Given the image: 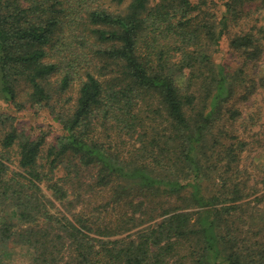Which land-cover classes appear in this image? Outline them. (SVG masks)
Instances as JSON below:
<instances>
[{"label": "trees", "instance_id": "16d2710c", "mask_svg": "<svg viewBox=\"0 0 264 264\" xmlns=\"http://www.w3.org/2000/svg\"><path fill=\"white\" fill-rule=\"evenodd\" d=\"M224 4L0 0V98L63 129L0 110V257L264 264V0Z\"/></svg>", "mask_w": 264, "mask_h": 264}, {"label": "rangeland", "instance_id": "374dc122", "mask_svg": "<svg viewBox=\"0 0 264 264\" xmlns=\"http://www.w3.org/2000/svg\"><path fill=\"white\" fill-rule=\"evenodd\" d=\"M199 1V0H193ZM227 0H208V3L219 13L225 10V2ZM130 0H126L124 4L117 5L116 1L109 0L110 5L114 8H120L127 5ZM264 18V15H262ZM229 37L226 35L220 45V49L215 55L217 62L222 61H231L233 59V53L230 52L229 46ZM235 64V62H234ZM263 66L262 69L264 70V59L261 63ZM77 88H72L68 91V94H75L76 95ZM242 109H244V117L250 118L252 113H259L261 110H264V98L261 95L254 96L251 100L245 104ZM0 110L7 111L8 113L14 115L16 118L15 122L16 125L25 131L34 132H41L42 130L49 132V141H54L56 136L63 133L61 123L54 118L51 114L49 108L46 107H38V106H31L27 104L26 107L22 109H18V107L11 102L5 101L4 99L0 98ZM260 115V114H259ZM256 166L257 172L256 176L262 178L264 174V150L257 152L256 154ZM14 166V164H12ZM16 167V165H15ZM259 167V168H258ZM62 171L59 172L61 174ZM262 185V184H260ZM262 189L258 194H253L255 197L256 195H261L264 193ZM33 255V250L26 246H14L10 253L6 256L0 257V264H28Z\"/></svg>", "mask_w": 264, "mask_h": 264}]
</instances>
